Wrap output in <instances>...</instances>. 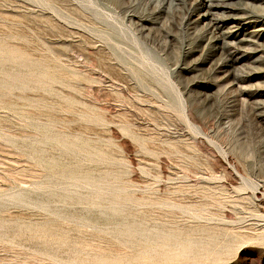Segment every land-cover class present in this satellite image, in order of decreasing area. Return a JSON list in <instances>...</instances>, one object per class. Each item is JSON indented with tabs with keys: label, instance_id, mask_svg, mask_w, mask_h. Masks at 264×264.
Here are the masks:
<instances>
[{
	"label": "rangeland",
	"instance_id": "1",
	"mask_svg": "<svg viewBox=\"0 0 264 264\" xmlns=\"http://www.w3.org/2000/svg\"><path fill=\"white\" fill-rule=\"evenodd\" d=\"M0 264H264V0H0Z\"/></svg>",
	"mask_w": 264,
	"mask_h": 264
},
{
	"label": "bare ground",
	"instance_id": "2",
	"mask_svg": "<svg viewBox=\"0 0 264 264\" xmlns=\"http://www.w3.org/2000/svg\"><path fill=\"white\" fill-rule=\"evenodd\" d=\"M206 1V0H205ZM204 3V2H203ZM195 4H197V3H195ZM206 4H207V7H208V3L206 2ZM213 6V5H212ZM221 6V5H220ZM207 11H210V9L209 10H207ZM210 13V12H209ZM215 13H217V12H215ZM219 14V13H218ZM222 13H220V15H221ZM209 15V14H208ZM216 15V17H217V14H215ZM223 16H224V13H223ZM226 16V15H225ZM224 16V17H225ZM219 17V19H222V17L220 18V16H218ZM217 17V18H218ZM213 18H214V16H213ZM210 19V18H209ZM215 19V18H214ZM212 21H213V19H212ZM210 22V21H209ZM217 23V22H216ZM204 24V23H203ZM240 27V26H239ZM208 28V27H207ZM210 28H212V27H210ZM219 28V27H218ZM245 28V27H244ZM220 33V32H219ZM221 34V33H220ZM234 34V33H233ZM237 34V33H236ZM221 37V36H220ZM219 37V38H220ZM218 38V37H217ZM219 40V39H218ZM223 222V221H222Z\"/></svg>",
	"mask_w": 264,
	"mask_h": 264
}]
</instances>
